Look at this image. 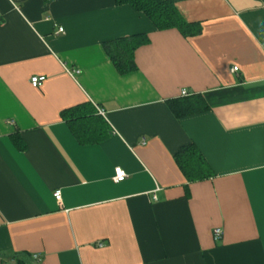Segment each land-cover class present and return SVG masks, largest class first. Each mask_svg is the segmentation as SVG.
<instances>
[{"label":"crops","instance_id":"obj_1","mask_svg":"<svg viewBox=\"0 0 264 264\" xmlns=\"http://www.w3.org/2000/svg\"><path fill=\"white\" fill-rule=\"evenodd\" d=\"M175 6L184 28L116 0H0V264H264V0ZM134 35L120 73L104 43ZM182 90L208 107L177 116ZM86 104L81 137L62 111ZM190 143L207 178L176 159Z\"/></svg>","mask_w":264,"mask_h":264},{"label":"trees","instance_id":"obj_2","mask_svg":"<svg viewBox=\"0 0 264 264\" xmlns=\"http://www.w3.org/2000/svg\"><path fill=\"white\" fill-rule=\"evenodd\" d=\"M120 4H130L136 10L144 12L158 28L170 26H187V23L182 20L180 13L175 6V0H116ZM146 40L144 35H134L130 37H122L104 43L106 51L110 55L116 68L120 73H127L135 68L133 61V50L139 44ZM171 108L177 116L191 114L202 111L207 108V102L201 95L183 96L180 99L170 101ZM89 105H76L62 111V117L65 118L71 125L72 129L80 128L78 135L81 137L86 135L88 119L85 114ZM90 117V116H89ZM85 121L81 123L83 120ZM86 125V126H85ZM84 135V136H83ZM88 138V137H86ZM176 159L189 180L207 178L212 174L210 164L205 159L201 151L193 143L182 146L176 153ZM19 264H26L19 260Z\"/></svg>","mask_w":264,"mask_h":264},{"label":"built area","instance_id":"obj_3","mask_svg":"<svg viewBox=\"0 0 264 264\" xmlns=\"http://www.w3.org/2000/svg\"><path fill=\"white\" fill-rule=\"evenodd\" d=\"M62 30H63V28L59 27V31H62ZM66 69H68V71L70 73H78L79 72L78 69H72V70H70L69 68H66ZM233 70H237V66H234ZM45 78L46 77L44 75H34L31 77L30 81H31V84L33 86L37 87V86L42 84V82L45 80ZM181 95L186 96V95H188V92L186 90H182ZM96 108L100 114L104 115V110L102 108H100L97 105H96ZM10 122L12 123L13 121H10ZM127 176H128V174L126 173V171L124 169H122L121 167L115 168V175L113 177L114 181H116V182L123 181L124 179L127 178ZM54 197L58 201V203H61V192L59 189L54 191ZM220 236H221V229L215 228L214 229V238L218 239V238H220ZM98 245L101 246L102 242H99ZM38 256H39L38 254H34L33 258L37 259Z\"/></svg>","mask_w":264,"mask_h":264}]
</instances>
